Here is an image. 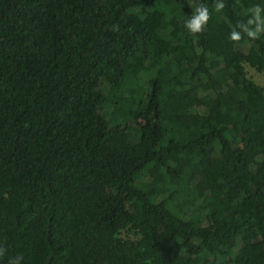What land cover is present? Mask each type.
<instances>
[{"label":"trees","instance_id":"1","mask_svg":"<svg viewBox=\"0 0 264 264\" xmlns=\"http://www.w3.org/2000/svg\"><path fill=\"white\" fill-rule=\"evenodd\" d=\"M224 2L0 0V264H264L260 0Z\"/></svg>","mask_w":264,"mask_h":264},{"label":"clouds","instance_id":"2","mask_svg":"<svg viewBox=\"0 0 264 264\" xmlns=\"http://www.w3.org/2000/svg\"><path fill=\"white\" fill-rule=\"evenodd\" d=\"M214 7L217 12L223 10L225 8L224 0H214ZM209 18V9L205 4L195 5L189 18L184 21V27L191 33H199ZM113 27L115 29L116 26ZM242 34L251 39H256L264 34V0H260L259 3L248 9L246 21L239 23L229 33V39L239 41ZM0 255H3V249H0ZM21 260V256H16L10 260V264H21Z\"/></svg>","mask_w":264,"mask_h":264},{"label":"rangeland","instance_id":"3","mask_svg":"<svg viewBox=\"0 0 264 264\" xmlns=\"http://www.w3.org/2000/svg\"><path fill=\"white\" fill-rule=\"evenodd\" d=\"M248 74L253 78L255 82L262 85L264 87V75L262 73L257 72L254 68L250 66H246Z\"/></svg>","mask_w":264,"mask_h":264}]
</instances>
